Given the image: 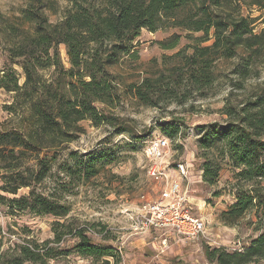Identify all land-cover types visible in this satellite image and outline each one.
<instances>
[{
  "label": "trees",
  "instance_id": "16d2710c",
  "mask_svg": "<svg viewBox=\"0 0 264 264\" xmlns=\"http://www.w3.org/2000/svg\"><path fill=\"white\" fill-rule=\"evenodd\" d=\"M68 1L71 8L57 24L45 16L48 0H27L20 18L29 26L24 30L0 14L9 65L21 66L24 78L20 84L13 69L0 78V89L15 95L5 109L21 120L19 128L6 130L0 125V190L16 196L23 188H31L28 195L18 198L7 199L0 194V200L12 214L28 210L55 218L51 226L53 239L38 241L28 234L5 250L0 238V264H69L72 253L92 264H111L108 259L115 264L121 262L117 249L103 244L109 241L103 235L106 226L74 221L69 217V206L54 196L37 193L34 185L43 182L53 169V157L41 159L38 154L77 140L75 133L81 121H90L95 128L117 126L110 108L117 106L122 97L110 68L124 56L136 54L135 44L142 30L156 33L173 27L202 34L191 37L197 44L190 45V54L178 53L181 62L173 68L174 75L186 78L196 91L213 87L218 61L233 59L243 50L244 66L239 74L246 77L257 58L264 55V32L255 33V21L239 14L240 1L244 0ZM245 2L249 7L264 9V0ZM210 41V46L202 47ZM177 45L176 40L166 49ZM61 46L67 50L70 68L62 63ZM50 70L53 72L46 79L42 73ZM155 86L154 79H144L139 86L132 85L131 92L149 104L156 93ZM225 114L234 117L233 108H226ZM180 129L181 122L177 121L162 132L168 138H176ZM203 131L201 148L220 146L221 154L229 157L236 171L235 178L245 184L236 189V202L221 216L226 225H236L249 211L264 209V100L243 107L234 123L214 124ZM34 154L40 168L37 172L24 166ZM102 154L99 159L89 155V160L80 161L86 179L100 172L96 165L98 160H105L106 154ZM203 164L205 183L215 186L220 163L206 160ZM99 235H103L99 238L102 243L96 240ZM258 236L247 247L232 252L206 246L208 262L264 264V230ZM69 241L73 245L68 248Z\"/></svg>",
  "mask_w": 264,
  "mask_h": 264
},
{
  "label": "rangeland",
  "instance_id": "374dc122",
  "mask_svg": "<svg viewBox=\"0 0 264 264\" xmlns=\"http://www.w3.org/2000/svg\"><path fill=\"white\" fill-rule=\"evenodd\" d=\"M245 1L251 2L240 1L239 14L255 21V33L264 32V9L249 7ZM47 5L44 13L53 24L60 23L71 8L68 0H48ZM26 7L27 0H0V14L23 27V30L29 28L20 19L21 11ZM142 32L135 44L136 54L124 56L119 64L110 68L122 97L117 106L110 108L117 126L95 128L92 122L81 121L75 133L77 140L59 149L38 152L41 159L53 157V169L43 182L34 185V189L45 196H54L62 205L69 206V217L74 221L106 226L103 235H107L109 241L103 244L117 249L122 256L119 264H210L206 246L224 247L230 252L241 250L264 230V209L249 211L236 225L228 226L221 221L222 214L236 202V189L245 184L235 178L236 171L229 157L221 154L220 146L211 149L200 146L205 128L214 124L226 126L234 123L243 107L264 100V55L257 58L246 77L239 74L244 66L243 50L233 59L218 61L214 67L213 87L196 91L186 78L175 76L173 68L181 62L177 54H190V45L197 44L191 37L197 38L202 34H191L173 27L156 33ZM0 34V78L5 71L13 69L20 78V84H23V70L19 65H9L5 36L1 31ZM176 40L178 45L175 49H166ZM211 44L212 41L203 43L202 47ZM59 49L62 63L70 68L65 46ZM52 72L42 74L49 79ZM144 79H154L156 84V93L149 104L131 92V86H139ZM14 96L0 89V125L6 130L21 127L20 118L5 109L12 104ZM228 107L233 108L234 117L225 114ZM177 121L181 122L179 136L168 138L162 129ZM163 138L170 140L163 165L172 170L177 164L188 165L189 172L183 187L191 199L193 213L207 221L208 232L199 241L184 244H172L168 239L169 249L159 254L158 249L165 235L159 237L153 229L145 231L140 227L141 218L138 216L142 213V205L147 200L157 201L164 188V183L150 178L148 172L153 165L144 150L149 142ZM102 153L106 154V158L104 161L98 160L96 165L100 167V172L86 179L79 166L80 161L89 160V155L99 159ZM36 157L37 154H34L26 161L25 168L37 172L40 168ZM206 160L221 165L215 186H209L204 181L203 163ZM30 189L23 188L16 196L5 195L1 190L0 194L7 199L18 198L28 195ZM261 192L264 194V183ZM54 221L53 217L28 210L12 214L0 200V238L5 243V250L28 234L38 241L53 239L51 226ZM103 235L96 237V240L102 243L99 238ZM72 245L73 242L69 241L67 247ZM108 260L115 264L112 259ZM67 261L69 264H92L91 260L81 259L74 253L69 255Z\"/></svg>",
  "mask_w": 264,
  "mask_h": 264
},
{
  "label": "built area",
  "instance_id": "2783aa9c",
  "mask_svg": "<svg viewBox=\"0 0 264 264\" xmlns=\"http://www.w3.org/2000/svg\"><path fill=\"white\" fill-rule=\"evenodd\" d=\"M170 140L167 138L156 139L149 142L145 147L147 159L151 168L149 176L155 182L164 183L160 191V198L157 201L147 200L142 205L140 227L145 231L152 229L170 233L181 241H199L208 232V223L204 217H198L193 213L188 194L185 192L183 182L189 172L187 164H177L174 168L176 177H170L169 167L163 165L169 151ZM169 241L164 238L159 254L169 249ZM219 247V246H217ZM216 247V248H217Z\"/></svg>",
  "mask_w": 264,
  "mask_h": 264
},
{
  "label": "crops",
  "instance_id": "0c3cea01",
  "mask_svg": "<svg viewBox=\"0 0 264 264\" xmlns=\"http://www.w3.org/2000/svg\"><path fill=\"white\" fill-rule=\"evenodd\" d=\"M175 172V170L173 169H171L170 171H169V175H170V177H174L175 176V174L176 173H174ZM189 200H190V204H192L191 203V199L189 198ZM191 208H192V205H191ZM193 209V208H192ZM153 232L155 233V234H158L159 235V237H161V236H164L165 235V238L166 239H169L170 241H171V243L173 244H184L183 242L184 241H177L176 240V238H175V236L173 235H171L170 233H165L164 231H161V230H156V229H153Z\"/></svg>",
  "mask_w": 264,
  "mask_h": 264
}]
</instances>
